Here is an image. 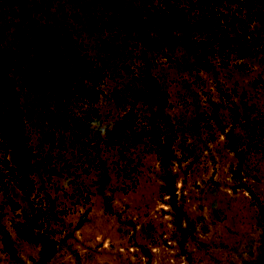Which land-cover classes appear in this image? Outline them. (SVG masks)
I'll list each match as a JSON object with an SVG mask.
<instances>
[{
	"label": "rangeland",
	"instance_id": "rangeland-1",
	"mask_svg": "<svg viewBox=\"0 0 264 264\" xmlns=\"http://www.w3.org/2000/svg\"><path fill=\"white\" fill-rule=\"evenodd\" d=\"M120 1L143 15L159 0ZM77 2L0 0L5 44L24 29L37 47L28 46L24 69L39 46L65 56L74 45L106 72L96 102L71 94L63 107L40 68L29 80L11 74L35 157L33 188L0 189V264H264V22L251 25L261 47L246 66L203 70L180 46L149 49L141 35L92 30ZM147 72L155 99L135 100L154 93ZM90 107L97 130L132 110L137 139L121 148L100 133L82 146L73 114Z\"/></svg>",
	"mask_w": 264,
	"mask_h": 264
},
{
	"label": "trees",
	"instance_id": "trees-1",
	"mask_svg": "<svg viewBox=\"0 0 264 264\" xmlns=\"http://www.w3.org/2000/svg\"><path fill=\"white\" fill-rule=\"evenodd\" d=\"M77 10L92 30L141 35L149 49L180 46L203 70L229 64L244 67L247 65L245 59L254 56L261 47L259 36L252 32L251 25L264 22V0H159L157 4L149 3L143 15L125 8L120 0H79ZM23 32L24 29L14 31L15 40L6 45V33L0 28V103L4 108L0 111V189L15 183L26 191L33 188L28 170L35 154L24 131L20 91L11 74L29 80V71L40 68L38 75L45 78V90L63 107L71 94L73 100L84 104L96 102L106 72L74 45L68 48L65 56L61 52L53 55L50 49L39 46L40 56L32 58L27 66L29 69H24L28 46L37 47L34 42L29 45L32 40ZM147 77L154 93L148 89L139 91L135 100L152 102L155 99L157 84L149 72ZM97 116V110L91 107L82 114H73V138L82 146L96 143L100 133L104 135L103 144L121 148L130 138L137 139L134 130L137 116L132 110L125 112L110 127L98 130L95 128L100 127ZM9 151L13 152L12 161L7 157ZM124 151L117 153L120 168L121 162L124 161V165L128 162L124 159ZM24 229L26 237H34L32 226L24 225ZM46 229L45 226L43 235L40 234L44 258L48 257L53 243Z\"/></svg>",
	"mask_w": 264,
	"mask_h": 264
}]
</instances>
